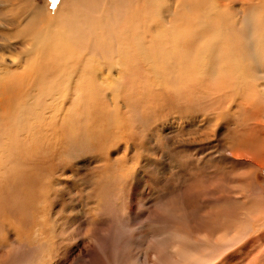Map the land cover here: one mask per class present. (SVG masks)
I'll return each instance as SVG.
<instances>
[{
	"label": "rangeland",
	"instance_id": "1",
	"mask_svg": "<svg viewBox=\"0 0 264 264\" xmlns=\"http://www.w3.org/2000/svg\"><path fill=\"white\" fill-rule=\"evenodd\" d=\"M37 1L53 18L60 0ZM73 1L83 17L93 0ZM219 1L232 19L264 12L260 0ZM117 10L108 14L114 24ZM8 11L0 7V69L14 72L0 85V264H264V43L256 26L235 32L246 72L239 89L219 78L220 58L200 75L199 45L177 43L174 15L137 28L158 75L133 73L139 46L118 44L98 25L88 37L105 39L94 41L102 57L87 55L96 91L37 93L44 104H29L35 112L19 123L9 117L12 99L20 106L36 93L20 72L27 43Z\"/></svg>",
	"mask_w": 264,
	"mask_h": 264
},
{
	"label": "bare ground",
	"instance_id": "2",
	"mask_svg": "<svg viewBox=\"0 0 264 264\" xmlns=\"http://www.w3.org/2000/svg\"><path fill=\"white\" fill-rule=\"evenodd\" d=\"M96 1L97 0H93L90 3H87L86 6H81L83 17H80V15H78L76 13V7H74L75 2L73 0H60L59 6L55 12L54 17L48 18L45 15V13H47V12L42 7V5L45 6V4L42 2L39 3L37 0H0V7L4 6L7 9V11L9 9L8 15H9L10 19H12L14 21V23L19 26L20 32H17L18 36L20 37L21 40L23 39L27 43L26 48L22 52V55L26 59H28L27 62L25 61L26 66L21 67L20 68L21 70L18 69L19 66H16V67H18L17 68L18 70L17 69L16 70L17 71L20 70V72L24 75V77L27 78V80L29 81L28 84L31 83L32 80H33V82L35 79L39 80L38 84H33V82H32V85H35L33 87V88H35V90H30L29 94L36 93V96L35 97L32 96V98H31V96L30 97L27 96L28 98H26V100H28V103L26 102L25 104H22L19 106V105H17V101L20 98L18 99V97L17 98L14 97L12 99V100H14V103L16 102L14 105H16L18 107L15 110H13L12 115L10 112V116H9L10 119H13V121H17V122L21 123L24 120V117H26V119H28L27 115L30 114L29 113V111H30L29 106L31 104H32V106H34V104H37V102H39V99H40L39 104H42V103L44 104V101L42 100V98H43L42 96H44L45 94L44 95L41 94L42 96H39V95H37V93H46V94L52 93V92L57 93V94H60V93H87V91L89 93H91V90H93V89H94V92L96 91V86L94 87L93 83L95 80H97L98 74L95 75L94 72L91 71V69L89 68L88 63H87V57L89 55L93 59H95L96 56L102 57V55L100 56L102 50H98V46H95L96 45L95 42L98 43L99 41H101V42L105 43V39L92 35V38L95 41L94 42L88 37L89 32L91 33L92 31H95L94 33H92V34H95V33H97V31H101L102 28L101 27H100L101 29L97 28L98 25L103 26L104 31H102V32H105L107 36L109 35L110 37H108V38L115 39V42H117L118 44H120L121 41H124L125 44H126V42H128L134 48H137L139 46L140 49L137 52V56H138L139 61L136 62V65H139V68L137 66H136L137 69H136V67H135V69L132 68V72L134 71L133 73H135L136 71H138L140 69H142L143 71L144 70L146 71V68L149 67V69L152 70L151 73L158 75L159 72L161 71V69L156 68L155 66H153L151 61H149V57H151L149 55L150 53L148 52L149 50L146 51L144 49L143 45L140 44L139 33H138L137 28L139 26L143 25V26H147L148 29H152L153 25H149V23L152 20H153V22H156V20L159 21L160 19L162 21L163 16L174 15L172 18H175L177 20V23H176L177 25L176 24L171 25L170 27L173 29L174 32H176V34H178L175 37V39L178 40V41L176 40L177 43L181 44V45H185V46L192 45V47L194 45H196V43H198V45H199V49L196 50V53L194 55H195V58L197 61L196 64H198L199 68H200V70H199L200 75H203L204 72L206 73L205 69H212L210 62H213L212 61L213 57H215V61L219 60V58H220L221 59L220 64H222V66H220L219 68L216 67V69H217L216 71H218L220 73L219 78L222 81H225L227 79L233 81L234 87H239V89H240V87L242 88V86L245 84V83L243 84V82H245L243 76L246 72H245L244 60H243L244 57H241V55L237 53L238 40H237V37L235 36L236 30L243 27L247 23L252 24L253 26H256V28L254 29V31H255L254 36L257 37L256 39L260 40V41H258L259 43H264V12L258 13V12H252V10L250 12H248V14L254 18V20L252 22H246L244 15L241 16V14L239 16H236V19H232L228 10H226V11H224V10L218 11L217 10L216 7L220 6L219 0H162V1L161 0H127L128 3L126 0H103L101 4H98ZM161 2H162V5L160 4ZM186 2L188 3L187 10L184 11L182 9V7H183V4H185ZM260 2L262 3V6L264 8V0H260ZM22 3H23V5H22ZM113 9H118L114 14L118 15L121 13L119 22L118 23L116 22L117 24H114V21L108 15V14L112 13L111 10H113ZM73 12L75 13V15H73ZM106 15H108V16H106ZM105 16H106V18H105V20H103V18ZM233 17H235V16H233ZM117 18H118V16H117ZM165 19H167V18H165ZM156 27H158V26L156 25ZM167 27L168 26H166V28ZM98 33H100V32H98ZM117 33H121V34L123 33L125 36H123L122 38H120L118 40L117 36H116ZM100 34H102V33H100ZM239 34H240V32H239ZM15 39H16V41H18L17 38H15ZM161 40H159V41H161ZM109 41L111 42V39H109ZM108 44L109 43H107V46L106 45H104V46L108 47V49H111L110 48L111 46H109ZM116 44H113V45H116ZM20 45H22V44H20ZM111 45H112V43H111ZM250 45H252V44H250ZM99 46H100V44H99ZM117 47L118 46H116L115 48H117ZM21 48H24V47H21ZM124 48L125 49L127 48L126 45H125V47H123L122 50H125ZM101 49H102V47H101ZM104 49L108 50L105 47H104ZM114 49L110 50V51L115 52L116 49L115 50ZM116 52H115V54H116ZM123 52H125V51H123ZM16 53H18V52H16ZM103 53H105V51ZM110 53H112V52H110ZM112 55H113V57H116L119 55V53L116 56L113 53H112ZM18 56H19V54H18ZM263 56H264V54H263ZM107 57L110 60L109 56H106L105 58L107 59ZM120 57L122 60L123 56L120 55ZM105 58L103 60H105L106 61L105 63L107 64V60ZM126 58H129V56ZM88 59H89V57H88ZM97 59L99 61V58H97ZM113 59L111 56L112 61H113ZM117 60L120 62V58H117ZM123 60L126 61L125 58ZM124 61L123 62L121 61V63H124ZM127 61H129V59H127ZM22 62H24V61H22ZM102 62H104V61H101L100 64ZM114 62H113V64H115ZM15 63L19 64L20 60L18 59V61H15L12 64L13 67H14ZM113 64H112V62H111V64L108 63V66H111V65L113 66ZM140 65H142V66H140ZM8 66H10V65L8 64ZM105 69H107V68H105ZM113 69L110 68L107 70L108 78H106V79L110 78V76L112 75ZM9 70L0 69V85H2L4 83H8L9 79L14 75V72H9ZM11 70H13V69H11ZM130 71H131V69H130ZM105 73H106V71H105ZM105 73H103V74H105ZM16 75L18 76V74H16ZM100 76H101V74H100ZM112 77L113 76H111V78ZM200 77H204V76H200ZM187 79H189V78H186L185 80L187 81ZM138 80H139V78H138ZM254 81H251V82H254ZM102 83H103V81H102ZM102 83H100V84H102ZM110 83H113V82L111 81ZM255 83H257V82L255 81ZM17 84H18V82H17ZM32 85L30 87L28 85L27 89H28V87H29V89H31ZM118 86H119V84L116 82L112 89L117 90ZM248 86H251L250 83H249V85L246 86V88ZM255 86H257V84ZM7 87H9V84ZM103 87H104V85H103ZM246 88H245V90H246ZM100 89H101V86H100ZM254 89H256V87L253 88V90ZM250 90H252V89L250 88ZM98 92H100L99 89H98ZM117 92H118V90H117ZM242 92H243V90H242ZM256 92H255V94H256ZM259 93H261V92H259ZM20 94H19V96H20ZM237 94L238 93H236V95ZM54 95H56V94H54ZM44 97H46V96H44ZM51 98H54V97H51ZM58 98H59V96H58ZM21 100L22 99H20V101ZM49 100H52V99H49ZM20 101H18L19 104H20ZM94 101H95V99H94ZM10 102H12V101H10ZM0 103H1V101H0ZM5 103H6V101H5ZM5 103H3V104H5ZM253 104H255V103H253ZM11 105H13V104H10L9 106H11ZM35 106H34V108H35ZM250 106H253V105H250ZM42 107H44V106L42 105ZM253 107H256V106H253ZM34 108H33V110H34ZM247 109L249 110V108H247ZM252 109H254V108H252ZM33 110H31V111L35 112ZM6 111H8V109ZM100 111H102V110H100ZM41 112H42V110H41ZM32 114L33 113H31V116H32ZM37 114L39 116V112ZM41 114H43V112ZM35 116L33 117L34 119H36ZM32 117L30 119H32ZM104 117H105V115H104ZM40 119L44 121L42 116H40ZM106 119H105V121L107 122ZM108 121L110 124H112V120H109V118H108ZM1 123L2 122H0V124ZM5 123H7V122H5ZM38 123L41 124V122H38ZM19 125L16 128H19ZM22 126H24V125H22ZM36 127H37V125H36ZM32 128H31V130H32ZM18 130H21V129H18ZM9 134H11V133H9ZM12 136H13V134H12ZM19 136H21V135L19 134ZM15 137H16V135H15ZM9 138L11 139V135ZM18 139L19 138L17 137V140ZM0 141H2V140L0 139ZM3 142L5 143V141H3ZM11 142L14 143L13 141H11ZM13 146H14V144H13Z\"/></svg>",
	"mask_w": 264,
	"mask_h": 264
}]
</instances>
